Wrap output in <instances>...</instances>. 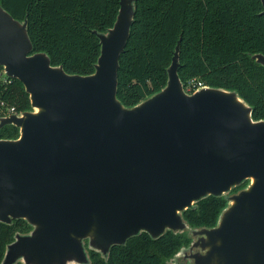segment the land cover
<instances>
[{
	"label": "water",
	"instance_id": "1",
	"mask_svg": "<svg viewBox=\"0 0 264 264\" xmlns=\"http://www.w3.org/2000/svg\"><path fill=\"white\" fill-rule=\"evenodd\" d=\"M134 2L120 0L114 25L95 31L101 52L89 75L35 52L27 18L0 2V66L31 102L0 118V128H19L0 139V222L32 227L15 234L0 264H90L89 250L107 257L142 232H184L182 213L208 196L228 204L214 227L193 231L195 264H264V119L234 90L186 92L181 39L166 85L124 106L119 60ZM252 58L264 66V54Z\"/></svg>",
	"mask_w": 264,
	"mask_h": 264
},
{
	"label": "trees",
	"instance_id": "2",
	"mask_svg": "<svg viewBox=\"0 0 264 264\" xmlns=\"http://www.w3.org/2000/svg\"><path fill=\"white\" fill-rule=\"evenodd\" d=\"M0 2L15 19L27 18L35 52H46L52 65L80 75L95 71L101 52L95 31L111 28L120 8V0ZM134 5L130 37L119 60L117 97L124 106L132 107L166 85L181 39L178 74L184 87L198 79L206 86L234 90L253 107L254 119H264V66L252 58L264 54L261 0H135ZM8 107L21 113L31 109V102L22 82L7 77L0 66V118ZM18 135L14 125L0 128V139ZM227 204L225 196H208L182 216L189 228H211ZM31 229L24 219L0 222V263L15 234ZM188 241L186 231H166L156 239L142 232L112 247L107 257L89 250L90 264H169Z\"/></svg>",
	"mask_w": 264,
	"mask_h": 264
},
{
	"label": "flooded vegetation",
	"instance_id": "3",
	"mask_svg": "<svg viewBox=\"0 0 264 264\" xmlns=\"http://www.w3.org/2000/svg\"><path fill=\"white\" fill-rule=\"evenodd\" d=\"M207 228V227H205ZM212 228V227H211ZM202 228H189L186 231V235L189 238L187 243H183L181 247L176 251V253L168 260L169 264H195V259L193 257L194 254L200 252V248L196 247L195 244L198 242V239L201 237L200 235H194L193 231L200 230ZM184 231V232H185ZM182 252V253H181ZM202 253V252H201ZM180 254L179 257H176ZM174 261V262H172Z\"/></svg>",
	"mask_w": 264,
	"mask_h": 264
},
{
	"label": "built area",
	"instance_id": "4",
	"mask_svg": "<svg viewBox=\"0 0 264 264\" xmlns=\"http://www.w3.org/2000/svg\"><path fill=\"white\" fill-rule=\"evenodd\" d=\"M205 86L206 85L201 80L192 79V80L188 81V83H187L186 87H184V89L188 93H193V92H195V91H197L200 88H203ZM2 105H4V104L2 103ZM14 113H17L14 107H8L7 108L6 115H10V114H14Z\"/></svg>",
	"mask_w": 264,
	"mask_h": 264
},
{
	"label": "rangeland",
	"instance_id": "5",
	"mask_svg": "<svg viewBox=\"0 0 264 264\" xmlns=\"http://www.w3.org/2000/svg\"><path fill=\"white\" fill-rule=\"evenodd\" d=\"M182 253V252H181ZM180 256V254H178L176 257H179ZM181 257V256H180ZM180 257H179V259H180ZM172 262H174V261H172Z\"/></svg>",
	"mask_w": 264,
	"mask_h": 264
}]
</instances>
